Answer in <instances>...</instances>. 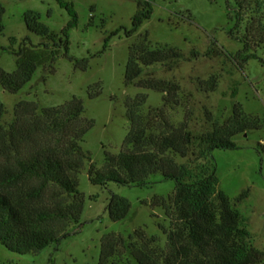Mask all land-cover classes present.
Instances as JSON below:
<instances>
[{"label": "rangeland", "instance_id": "1", "mask_svg": "<svg viewBox=\"0 0 264 264\" xmlns=\"http://www.w3.org/2000/svg\"><path fill=\"white\" fill-rule=\"evenodd\" d=\"M69 1L74 3L79 15L77 27L69 31V53L79 60L87 59V68H75L62 49L54 69L38 67L32 80L19 92H7L0 84V100L7 109L0 126L14 121V108L24 100L50 107L74 97L82 99L83 117L93 122L82 143L91 157L78 174L79 190L85 195L84 208L70 233L39 253L19 254L0 243V264H98L105 233L126 236L140 227L148 235L157 236L162 247L166 245L164 230L171 228V219L164 208L152 202L155 197L168 199L175 192L174 179H165L157 173L143 186L114 181L98 185L90 181L88 173L90 165L104 167L106 152L119 154L124 150L131 128L126 116L128 99L147 95L144 115L156 113L166 104L167 94L141 88L136 82H125L130 48L145 32L153 47L167 44L186 55L173 66L156 64L145 68V73L181 86L178 100L170 95V103L164 106L170 122L178 125L188 120L189 129L195 134L221 129L231 119L236 104L259 120V128L232 137L237 148L214 149L210 158L219 178L218 188L248 219L254 246L264 249V42L258 41L264 36V31L262 34L260 31L261 26L264 30V6L245 8L240 25L237 0H149L153 6L151 17L137 32L128 35L139 0ZM0 3L6 9L0 44L14 51L27 46L26 37L35 45L48 43L55 47L28 31L24 22L27 11L39 12L40 20L57 35L69 21L67 11L56 0H0ZM232 34L246 37L253 47L250 52L256 56L242 61L238 54L243 43ZM212 42H217L230 60L223 55L205 56ZM192 49L200 51L201 56L191 59ZM16 60V55L2 51L0 68L13 72L17 68ZM214 77L219 82L217 89L205 90L201 81ZM234 87L237 93L232 96ZM177 160L186 161L179 157ZM113 194L131 203L128 216L117 222L111 220L106 209ZM130 264L137 262L131 258Z\"/></svg>", "mask_w": 264, "mask_h": 264}, {"label": "trees", "instance_id": "2", "mask_svg": "<svg viewBox=\"0 0 264 264\" xmlns=\"http://www.w3.org/2000/svg\"><path fill=\"white\" fill-rule=\"evenodd\" d=\"M56 1L69 15L60 35L40 20L39 12L29 10L24 15L28 31L52 42L54 48L48 43L35 45L29 37L24 39L27 46L18 51L0 44V53L8 51L17 56L15 71L0 68V84L7 92L22 90L38 67L53 70L62 49L75 68H87V59L79 60L69 53V31L79 23L74 3ZM237 5L241 25L242 11L252 5L262 7L264 0H237ZM5 11L0 3V37L5 31ZM152 12L149 0H139L128 35L137 32ZM148 36L145 32L131 46L125 82H136L141 88L167 94L166 104L170 103V95L178 100L181 91L178 83L155 78L145 73V68L156 64L173 66L186 55L167 44L153 47ZM232 36L243 43V50L238 54L242 61L256 56L250 52L253 47L246 37ZM262 37L258 41L264 42ZM204 55L228 58L217 42H212ZM200 56V51H190L191 59ZM201 84L205 90L215 91L219 82L214 77ZM236 93L234 87L231 94ZM146 102L145 94L127 100L126 116L131 128L124 150L119 154L106 152L104 167L90 165L88 173L90 181L98 185L114 181L143 186L157 173L165 179H174L175 192L168 199L155 197L152 202L164 208L171 219V228L164 230L167 243L162 247L159 238L148 235L142 227L126 236L107 232L101 240L98 264H130L131 258L137 264H264V249L254 246L248 219L218 188L219 178L210 158L214 149L237 148L232 137L259 128V120L246 114L241 104H236L224 127L195 134L189 129L188 120L178 125L170 122L164 109L166 104L158 112L144 115L142 109ZM6 111L0 100V121ZM84 111L83 100L77 97L50 107L24 100L14 108V121L0 126V243L10 251L39 253L68 235L78 222L85 201V195L79 190L78 174L91 157L82 143L93 126L92 121L84 119ZM178 157L186 161L179 162ZM106 209L111 220L117 222L128 216L131 203L113 194Z\"/></svg>", "mask_w": 264, "mask_h": 264}]
</instances>
